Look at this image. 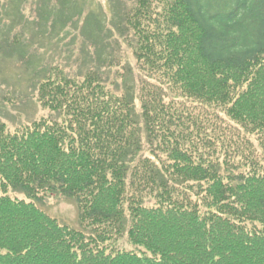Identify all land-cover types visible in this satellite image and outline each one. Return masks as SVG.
<instances>
[{
	"label": "trees",
	"instance_id": "trees-1",
	"mask_svg": "<svg viewBox=\"0 0 264 264\" xmlns=\"http://www.w3.org/2000/svg\"><path fill=\"white\" fill-rule=\"evenodd\" d=\"M6 1L4 28L19 23L3 41L28 62L21 22L41 18ZM119 1L139 107L95 68L35 76L49 116L0 121V264H264V0ZM194 102L228 133L210 135ZM46 194L72 199L79 227Z\"/></svg>",
	"mask_w": 264,
	"mask_h": 264
},
{
	"label": "rangeland",
	"instance_id": "rangeland-1",
	"mask_svg": "<svg viewBox=\"0 0 264 264\" xmlns=\"http://www.w3.org/2000/svg\"><path fill=\"white\" fill-rule=\"evenodd\" d=\"M131 1L120 0L119 3L125 6L126 3L131 4ZM19 2L22 3L19 8H22L25 17L34 10V14H39L41 19L38 20L36 31L31 25L21 22L26 35L22 55L30 59L26 62L22 57L15 56L3 41L7 34L16 29L19 21L14 19L16 23L10 31V27L4 28L9 24L4 21L7 16L1 6L9 1L0 0V121L7 122L8 127L13 129L38 117L49 116L35 101L34 87L35 76L44 75L53 65L62 66L66 73L73 75L81 74L89 68L98 69L112 90L118 93L127 91L134 95L136 107H139L137 92L142 86L144 75L139 71L134 58L131 47L133 36L120 23L118 14L116 16L119 7L116 0H70L68 4L59 0L56 6L54 0H47L44 10L40 11L41 15L33 7V3H38V0ZM104 14L111 19L107 21ZM165 91L168 95L173 94L170 89L165 88ZM198 105L187 104V107L192 116H198L201 122L203 115L199 111L209 113L203 125L210 135L228 133L230 128L225 118L218 117L210 108L201 109ZM254 140L255 137H252L254 153L260 156L261 150ZM39 206L58 222L79 227L77 208L72 199L46 194ZM119 245L130 248L125 243Z\"/></svg>",
	"mask_w": 264,
	"mask_h": 264
}]
</instances>
